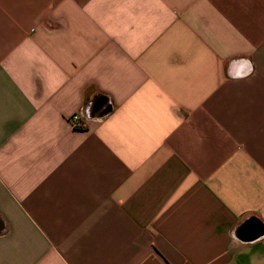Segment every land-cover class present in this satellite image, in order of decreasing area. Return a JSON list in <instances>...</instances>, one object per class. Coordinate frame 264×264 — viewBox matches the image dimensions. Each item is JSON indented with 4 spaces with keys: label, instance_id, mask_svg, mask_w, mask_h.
Segmentation results:
<instances>
[{
    "label": "crops",
    "instance_id": "1",
    "mask_svg": "<svg viewBox=\"0 0 264 264\" xmlns=\"http://www.w3.org/2000/svg\"><path fill=\"white\" fill-rule=\"evenodd\" d=\"M0 264H264V0H0Z\"/></svg>",
    "mask_w": 264,
    "mask_h": 264
},
{
    "label": "built area",
    "instance_id": "2",
    "mask_svg": "<svg viewBox=\"0 0 264 264\" xmlns=\"http://www.w3.org/2000/svg\"><path fill=\"white\" fill-rule=\"evenodd\" d=\"M71 122L73 123V126H75V127H80V128L83 127V123H82L81 117L78 114H76V115H74L72 117V121Z\"/></svg>",
    "mask_w": 264,
    "mask_h": 264
},
{
    "label": "clouds",
    "instance_id": "3",
    "mask_svg": "<svg viewBox=\"0 0 264 264\" xmlns=\"http://www.w3.org/2000/svg\"><path fill=\"white\" fill-rule=\"evenodd\" d=\"M249 63H251V62L249 61Z\"/></svg>",
    "mask_w": 264,
    "mask_h": 264
}]
</instances>
